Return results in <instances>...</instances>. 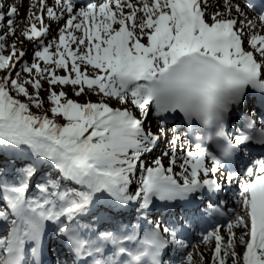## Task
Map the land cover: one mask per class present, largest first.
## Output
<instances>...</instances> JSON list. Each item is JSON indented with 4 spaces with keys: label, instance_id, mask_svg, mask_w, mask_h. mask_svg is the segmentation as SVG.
<instances>
[{
    "label": "snow or ice",
    "instance_id": "snow-or-ice-1",
    "mask_svg": "<svg viewBox=\"0 0 264 264\" xmlns=\"http://www.w3.org/2000/svg\"><path fill=\"white\" fill-rule=\"evenodd\" d=\"M20 6L0 0V264H209L194 237L264 264V2L33 0L23 27Z\"/></svg>",
    "mask_w": 264,
    "mask_h": 264
},
{
    "label": "rangeland",
    "instance_id": "rangeland-1",
    "mask_svg": "<svg viewBox=\"0 0 264 264\" xmlns=\"http://www.w3.org/2000/svg\"><path fill=\"white\" fill-rule=\"evenodd\" d=\"M19 27H23L22 23H21V25H20ZM3 31L6 32L7 29H5V30H3ZM53 34H55V30H54V29H53ZM14 39H15V38H14L13 36L8 35V36H7L6 43H7L8 45H11ZM17 47H24V48H27V49H28V59H29V60L31 59V57H32V45H31L28 41L25 40L23 44H18ZM6 54H7V53H6ZM0 74H2V73H0ZM45 88H47V85H46V84H45ZM66 90H68V91H69V94L71 95V91H70V89H66ZM42 95H46V93H42ZM73 98H74V99H78V100H80L81 102L85 100V97H83V96H82V97H75V96H73ZM91 99H92L93 101H95V100L97 99V97L92 96ZM33 110L35 111V109H33Z\"/></svg>",
    "mask_w": 264,
    "mask_h": 264
},
{
    "label": "bare ground",
    "instance_id": "bare-ground-1",
    "mask_svg": "<svg viewBox=\"0 0 264 264\" xmlns=\"http://www.w3.org/2000/svg\"><path fill=\"white\" fill-rule=\"evenodd\" d=\"M215 0H213L214 2ZM18 5H21L19 7V12H20V16L18 18V21H17V24H21L23 23L24 19H25V16H26V9H28L29 5L31 2H33V0H16L15 1ZM202 250L205 252V255H208V258H209V261H210V256H209V253H208V250L207 248H205L204 246L202 247Z\"/></svg>",
    "mask_w": 264,
    "mask_h": 264
}]
</instances>
